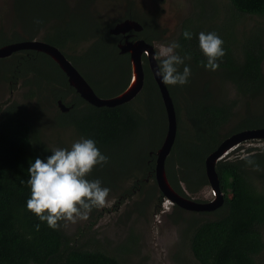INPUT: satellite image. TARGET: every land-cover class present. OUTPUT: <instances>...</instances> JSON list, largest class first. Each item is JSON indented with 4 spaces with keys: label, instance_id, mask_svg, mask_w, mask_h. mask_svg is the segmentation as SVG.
<instances>
[{
    "label": "trees",
    "instance_id": "16d2710c",
    "mask_svg": "<svg viewBox=\"0 0 264 264\" xmlns=\"http://www.w3.org/2000/svg\"><path fill=\"white\" fill-rule=\"evenodd\" d=\"M196 2L197 10L193 17L181 23L175 40L181 44L176 50L180 55L191 54V59L185 60L191 68L189 81L183 86L168 85L177 111L178 132L166 161V171L174 188L185 196H189L187 191L198 195L210 186L205 159L223 139L237 131L264 127V112L249 110L250 113L240 116L229 133L222 134L223 128L238 114L241 101L247 103L264 95V0ZM90 4L72 6L70 0H13L14 15L25 32L8 34L0 26V47L35 39L43 31L40 39L59 47L98 95L109 97L102 93L117 90L110 95L113 96L129 80L128 56L120 53L117 37L109 33L110 25L102 26L104 19L94 15L96 12ZM125 16L143 23L144 29L137 37L150 43L161 38L155 16H138L129 9ZM248 19L254 21L252 26H247ZM185 29L193 34L190 40L182 36ZM201 31H214L224 42L225 55L220 58L216 72L234 85L237 96L233 99L218 100L208 82L200 90L196 86L195 74L205 69L206 62L198 47L197 34ZM84 42L90 45L78 54H71L70 50H76ZM145 61L143 90L133 101L114 107H98L87 102L70 85L59 64L44 52L32 49L15 52L0 58V67H4V78L8 81L24 79V84L29 86L27 99L41 95L37 90L45 85L49 99L57 108V124L72 127L80 136L94 139L102 152L110 154L109 150L138 140L142 148L135 146L133 151L137 154L131 155L132 144H129L126 152L130 153H125V161L120 160L121 168L111 167L105 174V178H110L105 182L111 183L114 179L111 176L124 180L135 176L134 169L141 170L142 177L137 176L122 193L128 195L137 188L142 191L145 180L150 178L154 179L155 188L158 187L156 151L167 131L166 108L146 58ZM90 72L98 73L99 77L97 74L89 78ZM107 77L113 85L110 89L103 86ZM116 80L122 84L118 87L120 90L115 88ZM60 99L70 107L69 111L60 109ZM37 118L25 103L12 102L0 110V264H123L105 250L78 242L60 221L61 227L52 229L25 208L30 195L26 183L29 163L37 157L44 159L52 150L42 140ZM217 171L225 203L212 211L217 218L189 219L192 254L198 264H258L257 257L264 251V149L233 160L221 159ZM162 197L161 192L159 201Z\"/></svg>",
    "mask_w": 264,
    "mask_h": 264
},
{
    "label": "rangeland",
    "instance_id": "374dc122",
    "mask_svg": "<svg viewBox=\"0 0 264 264\" xmlns=\"http://www.w3.org/2000/svg\"><path fill=\"white\" fill-rule=\"evenodd\" d=\"M70 1L72 6L78 3H91V10L96 12L94 15L106 19L107 22L121 17L127 11L129 5L137 7L136 4H142V9H139L145 17L153 9L154 11L159 9L157 20L158 33L161 38L154 42L157 51L161 44H167L177 39L181 23L193 17L198 5L196 0ZM0 13L2 15L0 26L6 33L25 32L14 15L13 0H0ZM246 24L252 26L254 21L248 19ZM42 34L43 31H40L36 39H40ZM89 45L90 42H84L76 50H70V52L71 54H78ZM97 74L90 72L89 78L97 76ZM4 75L5 69L0 67V110L12 102L27 104L29 110L38 115L37 123L42 134V140L52 149L57 147L68 148L73 141L81 137L74 128L62 127L57 124L55 119L57 108L49 99V91L45 85L37 90L41 92V95L27 99L25 94L29 86L24 84V79L19 78L15 82H11L5 79ZM195 75L198 78V84H196L198 89L204 82H208L210 90L218 100L233 99L237 96L234 85L223 80L216 70L211 71L202 68ZM110 77H107L106 83L103 85L107 89L113 87ZM115 92L117 90H106L102 95L110 96ZM249 110L264 112V95L247 103L241 101L238 106V114L223 128L222 134L229 133L240 116L245 115L247 112L250 113ZM129 144H132V156L137 154L136 151H133L135 146L139 149L142 148L137 140L132 143L126 142L121 148L109 150L107 153L110 154H106V151L103 152L109 158L108 163L103 167H93L87 176L90 180L100 179L103 186L110 189L106 204L101 208H93L86 220H77L75 223L60 221V223L71 236L77 237L78 242L105 250L117 256L123 264H198L189 247V219L193 217L213 219L217 218L218 215L213 212L199 214L198 212L186 211L167 200L164 196L159 201L161 192L158 187L155 188L153 178L145 180L142 191L137 188L132 194L122 195L127 188L131 187L137 176L142 177L141 170L134 169L135 176L127 179L122 180V177L111 176L114 177L110 181L111 183L105 182V179H110L105 178L107 169L114 166L121 168L120 160L125 161V153H130L126 152ZM263 149L264 139L247 140L231 150L228 159H235L237 156L262 151ZM177 168L175 166L176 175L178 174ZM182 184L185 186L184 183ZM258 184L260 185L261 182ZM152 189L154 190L153 195L151 193ZM187 193L196 200L209 201L214 198L210 186L204 188L198 195L190 194L188 191ZM257 263L264 264V251L257 257Z\"/></svg>",
    "mask_w": 264,
    "mask_h": 264
},
{
    "label": "clouds",
    "instance_id": "9594fccd",
    "mask_svg": "<svg viewBox=\"0 0 264 264\" xmlns=\"http://www.w3.org/2000/svg\"><path fill=\"white\" fill-rule=\"evenodd\" d=\"M39 23V21H36ZM192 32L183 30L185 40L192 38ZM198 47L206 59L203 66L215 71L219 60L225 55L222 38L214 31H201L197 34ZM178 41L161 44L154 54L156 61L155 75L165 85L188 83L191 68L185 60L191 54L180 55ZM183 65L182 70L180 66ZM108 156L97 147L90 137L81 136L68 148L57 147L51 154L41 159L30 161L27 169V185L30 195L25 208L33 213L40 222H46L52 229H58V221L86 220L93 208H101L107 202L110 189L103 186L100 179H88L87 176L95 166L103 167L108 163ZM249 164L251 160L247 161ZM37 224L36 228L39 229Z\"/></svg>",
    "mask_w": 264,
    "mask_h": 264
},
{
    "label": "water",
    "instance_id": "95a60500",
    "mask_svg": "<svg viewBox=\"0 0 264 264\" xmlns=\"http://www.w3.org/2000/svg\"><path fill=\"white\" fill-rule=\"evenodd\" d=\"M131 29L140 32L143 29V25L135 19L127 18L117 23L110 32L112 34H126ZM126 37V42L121 43L119 49L122 54H130L131 79L126 88L109 97L98 95L90 82L65 55V53L59 47L44 40L36 38L31 40L27 39L1 46L0 58H7L14 52L26 49L44 52L59 64L61 69L67 75L70 85L73 86L87 102L98 107H114L133 101L143 90L146 77L143 57L146 55L150 71L158 84L167 113V131L162 145L156 151L155 178L158 188L167 200L186 211L212 212L217 210L225 203V194L221 189V180L217 171L218 161L228 154L227 152L232 147L237 144L239 145L243 141L250 139H264V127L245 129L226 137L217 149L206 157V175L214 194L212 200L199 201L179 193L172 185L166 171V161L176 141L178 132V117L173 97L168 85L163 84L160 77L155 75L156 61L154 54L157 52L155 45L146 41L144 38L128 40L129 35ZM58 105L63 112L69 111L70 109V107L61 99L58 100Z\"/></svg>",
    "mask_w": 264,
    "mask_h": 264
},
{
    "label": "flooded vegetation",
    "instance_id": "af4514ba",
    "mask_svg": "<svg viewBox=\"0 0 264 264\" xmlns=\"http://www.w3.org/2000/svg\"><path fill=\"white\" fill-rule=\"evenodd\" d=\"M131 3H133V1H131ZM135 4V3H134ZM136 6L137 7H130L129 6V10H130V12H135L138 16H142L143 14H142V11L140 10V9H142V4H139V5H137L136 4ZM140 8V9H139ZM159 9H155V11H154V9L152 10V11H150V13H148V18H151V17H156V18H158V11ZM147 14V13H146ZM127 18H129V17H126L125 16V13L122 15V17H117V18H114L115 20H112V24L110 23V22H107L106 21V19H104V22H102V26L103 27H105L106 25H110L109 27H108V30H109V33H111L110 32V30L117 24V23H119V22H121V21H123V20H125V19H127ZM130 19V18H129ZM131 19H133V18H131ZM135 20H137V19H135ZM137 21H139V20H137ZM140 22V21H139ZM141 23V22H140ZM142 25H143V23H141ZM143 29H144V25H143ZM143 29L141 30V31H143ZM140 31V32H141ZM139 32H136V31H134V30H130V31H128L126 34H123V33H119V34H113V35H115L116 37H117V39H118V41H117V46H118V48H119V45L121 44V43H123V42H126V40H127V35H129V37H128V40H136L137 38H141V37H137V34H138ZM112 34V33H111ZM25 40H27V39H25ZM42 40V39H41ZM17 42H20V41H17ZM13 43V42H12ZM152 44H154V43H152ZM155 45V44H154ZM156 47V46H155ZM157 50V49H156ZM21 51V50H20ZM17 52H19V51H17ZM15 53V52H14ZM13 53V54H14ZM12 54V55H13ZM122 54V53H121ZM124 54H126L127 56H128V60H129V65H130V69H131V64H130V54L129 53H124ZM123 54V55H124ZM11 55V56H12ZM10 57V56H9ZM144 64L146 63V61H145V58L147 59V56L146 55H144ZM130 79H131V74H130V77H129V80L127 81V85H128V83H129V81H130ZM115 85H116V87L115 88H117V89H119L118 87H120V85H122L120 82H119V80H116L115 81ZM126 85V86H127ZM126 88V87H125ZM121 89V88H120ZM119 89V90H120ZM124 89V88H123ZM122 89V90H123ZM121 90V91H122ZM120 91V92H121ZM68 106V105H67ZM70 110V109H69ZM252 129V128H251ZM237 132H239V131H237ZM236 133V132H235ZM234 134V133H233ZM224 140V139H223ZM222 140V141H223ZM250 140H254V139H250ZM221 141V142H222ZM247 141V140H246ZM244 142V141H243ZM238 146V144L237 145H235L234 147H232L227 153L228 154H230V152H231V150H233L234 148H236ZM228 154H226L222 159H227V160H233V159H228ZM221 160V159H220ZM219 209V208H218Z\"/></svg>",
    "mask_w": 264,
    "mask_h": 264
}]
</instances>
